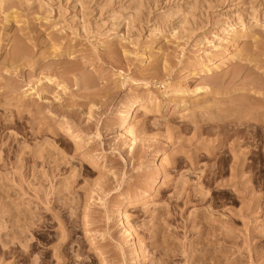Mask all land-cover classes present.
I'll use <instances>...</instances> for the list:
<instances>
[{
  "label": "rangeland",
  "instance_id": "1",
  "mask_svg": "<svg viewBox=\"0 0 264 264\" xmlns=\"http://www.w3.org/2000/svg\"><path fill=\"white\" fill-rule=\"evenodd\" d=\"M0 177V264H264V0H0Z\"/></svg>",
  "mask_w": 264,
  "mask_h": 264
},
{
  "label": "bare ground",
  "instance_id": "2",
  "mask_svg": "<svg viewBox=\"0 0 264 264\" xmlns=\"http://www.w3.org/2000/svg\"><path fill=\"white\" fill-rule=\"evenodd\" d=\"M133 106V105H132ZM131 106V108L129 109V111H128V113L125 115V117L123 118L124 119V121H123V124H127V122L129 121V120H131L132 119V117L134 116V114L135 113H137V112H141L142 110H144V109H146L145 107H142V106H135V107H132ZM148 110V109H147ZM230 116V115H229ZM228 117V116H227ZM59 123H58V128L61 130V128H65V134H66V137L68 138V139H73V140H76V141H81V140H83L84 138H83V136H82V138H81V136L79 135V133H77V131H75L74 129H72L71 127H69V125L67 124V122L65 121V120H63V119H61L60 121H58ZM122 124V123H121ZM57 127V126H56ZM248 154V153H247ZM239 157V156H238ZM243 157V156H242ZM243 161L244 160H240L239 161V163L238 162H236V164H238L239 166L237 167V169H236V171H235V173H237V174H243V170H244V168H243ZM245 163V162H244ZM235 164V165H236ZM234 168H236V167H234ZM235 170V169H234ZM0 181L2 182V180H1V177H0ZM236 181H238V180H236ZM0 182V183H1ZM0 185H2V183L0 184ZM4 185V184H3ZM237 185V184H236ZM4 189H6V188H4ZM4 189H2V187H1V191L2 190H4ZM239 191H240V189H239ZM201 192H203V191H200V193ZM2 193H4V191L2 192ZM48 194V193H47ZM200 195V194H199ZM258 200V199H257ZM73 203H75L74 202V200L72 201V204ZM87 203V202H86ZM73 205H75V204H73ZM87 205V204H86ZM253 205V204H252ZM256 206V205H255ZM1 207V206H0ZM254 209H256V208H254ZM253 209V211H255ZM165 209H163V211H164ZM162 210L160 209V211L159 212H161ZM252 212V211H251ZM4 213H5V211H4ZM85 213V212H84ZM162 214H166V212H161ZM202 213V212H201ZM205 213V212H204ZM1 214H3L2 213V211H1ZM161 214V215H162ZM160 215V214H159ZM207 215V214H206ZM203 216H205V215H203ZM160 217H162V216H160ZM32 218V220L35 218L36 220H39V218H37V216L36 215H33V217H30V219ZM29 219V220H30ZM83 219H85V218H83ZM28 220V221H29ZM31 220V221H32ZM199 220V219H198ZM203 219H201L200 221H202ZM206 219H204V225L202 224L203 222H201V224H202V231L201 232H199L198 231V233L200 234L201 233V235H198L199 236V239L202 237V236H204V235H206L205 236V238L203 239V237H202V239H200V240H198V238L197 239H195V240H198V241H200V245H201V248H200V251H199V255H198V253H194V255L195 254H197L198 256H199V258H201V260L199 259V261H197V259L195 260V262L197 261L198 263H200V264H205V260H207V259H209V260H207V261H210V258H211V262H212V264H214V262H213V260L215 259V260H217V257H219V253H218V251L217 250H219V249H216V248H218L216 245V243H217V239L216 238H219V237H212V238H214V240H211V238L209 239L208 237L210 236L209 234L210 233H212V232H205L207 229L206 228H208V227H210V229H208L209 231L210 230H214V228H216V227H214V225L217 223H213L214 225H211V224H209V223H207L206 224V221H208V220H206ZM32 222H34V220L32 221ZM31 222V224L30 225H32L33 223ZM59 222V224L62 226V225H64V223H63V221H58ZM209 222V221H208ZM29 223V222H28ZM211 223V222H210ZM200 224V223H199ZM159 226H160V222H159V224H158ZM217 225V224H216ZM215 225V226H216ZM219 225V224H218ZM31 227V226H30ZM47 227V226H46ZM218 227V226H217ZM32 228V227H31ZM200 228H201V226H200ZM27 229H30L29 227H27ZM160 229V228H159ZM161 229H162V227H161ZM160 229V231L162 232L163 231V229L161 230ZM158 230V229H157ZM157 230H156V232H157ZM215 231V230H214ZM217 231V230H216ZM221 231V230H220ZM222 232V231H221ZM226 232V231H225ZM19 234V233H18ZM21 234H22V232H21ZM157 234H159V231H158V233ZM221 234V233H220ZM20 237L22 236V235H19ZM4 236H2V234L0 235V249L1 248H5V246H6V241H9V239H7V238H5L6 240H4V238H3ZM170 238V240L172 239L171 237H169ZM175 239V238H174ZM62 240H63V242H62V245H65L66 244V242L68 241V235H63V237H62ZM197 241V242H198ZM223 242V241H222ZM197 243H195V246H197L196 245ZM216 244V245H215ZM61 245V246H62ZM178 245V244H177ZM66 246V245H65ZM215 246H216V248H215ZM224 246H227V245H224ZM174 247H176V246H174ZM183 247H184V245H183ZM192 247H194V245L192 246ZM197 247H200V246H197ZM193 249V248H192ZM195 249V248H194ZM197 249V248H196ZM199 249V248H198ZM222 249V246L220 247V250ZM226 248L224 247V250H225ZM228 249V251H229V247L227 248ZM226 249V250H227ZM173 251V250H172ZM177 251V250H176ZM195 251V250H194ZM222 251V250H221ZM220 251V252H221ZM158 252V251H157ZM162 252V251H161ZM173 252H175V251H173ZM193 252V251H192ZM159 253H160V251H159ZM164 253V252H163ZM165 253H168V252H166L165 251ZM176 253V252H175ZM224 253V255H225V252H223ZM222 253V254H223ZM227 253H229V252H227ZM97 254V253H96ZM177 254V253H176ZM98 255V254H97ZM163 255H165V254H163ZM172 255H173V253H172ZM193 255V256H194ZM223 255V256H224ZM99 256V255H98ZM166 256V260L163 262L164 264H170V262H171V255L168 253V254H166L165 255ZM178 256V255H177ZM192 256V255H191ZM100 257V256H99ZM195 257H197L196 255H195ZM101 258V257H100ZM190 259V258H189ZM191 259H193V258H191ZM219 259V258H218ZM214 260V261H215ZM99 261H102V260H100L99 259ZM206 261V262H207ZM218 261V260H217ZM222 261V260H221ZM210 262V263H211ZM101 263V262H100ZM99 263V264H100ZM161 264H163L162 263V261L160 262ZM217 263V262H216ZM215 263V264H216ZM219 263H221V262H219ZM218 263V264H219ZM197 264V263H196ZM208 264V263H207Z\"/></svg>",
  "mask_w": 264,
  "mask_h": 264
}]
</instances>
